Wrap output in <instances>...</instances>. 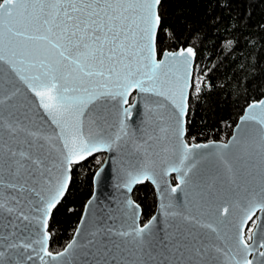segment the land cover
Segmentation results:
<instances>
[{
	"label": "snow or ice",
	"instance_id": "obj_1",
	"mask_svg": "<svg viewBox=\"0 0 264 264\" xmlns=\"http://www.w3.org/2000/svg\"><path fill=\"white\" fill-rule=\"evenodd\" d=\"M160 3L161 0H0V62L7 63L10 70L40 98L48 117L60 129L59 138L64 140L59 165L53 166L59 168V175L55 177L52 169L45 166V160L33 159L30 151L17 153L9 148L6 157L0 153V165H7L10 171L14 170L17 179H23L22 184L10 187L19 186L24 191L25 186L31 183L28 191L37 198L33 206L38 213L30 218L23 211L19 212L20 223L11 225L14 229L13 239L19 242L7 244V249L12 253L10 257L5 258L4 253L0 252V264H25L31 261L33 255L28 254L29 249L38 256L41 264H53L61 258L62 264H208L209 258L218 264L219 257H229L233 249L237 254L246 256L257 248H264V235L260 233L249 235L247 240L252 243H248L223 234L217 226L223 223L222 220L201 223L191 215L185 216L184 220L208 229L215 234V240H206L191 230L177 229L162 234L161 229L154 228L157 219L154 216L142 227L136 226L134 221L126 229L122 227L118 231L100 227L91 233L92 238L86 243L79 244L74 238L62 252L52 253L44 246L47 218L64 197L71 179L67 175L73 163L69 159L73 154L69 147V136H77L79 150L90 154V151L96 150L97 144L111 146L127 135L121 120L119 130L112 137L106 138L102 133L84 136V118L91 105L96 102H117L132 84L140 92L160 89L157 94L166 95L172 102L177 139L182 135V117L188 111L185 88H194L196 94L201 89L198 83H189L186 72L189 55L194 54L192 48L186 50L187 54L183 50L179 54L166 52L164 59H154L158 33L162 27L157 10ZM33 41H43L44 44L34 45ZM33 70H36L35 74L29 75ZM145 80L150 87L144 86ZM46 97L54 103H46ZM249 108L252 112L241 117V120L257 121L261 126L257 154L261 180L264 182V100ZM127 111L124 109L125 113ZM9 128L13 133L26 131L18 122L9 124ZM27 135L34 138L29 148L41 139L38 132H27ZM236 142L234 138L218 147L226 150ZM208 147L207 144H196L189 149L182 141L179 143L180 164L185 167L180 177L181 184L191 183L195 189H199L197 195L201 199L210 194L205 189L209 178L193 172L195 163L185 165L184 162L191 158L195 149ZM79 159H84V156H79ZM234 160L243 170L240 175L232 163L226 162V167L231 181L239 187L243 174L251 177L255 165L252 163V153L236 155ZM29 162L35 166L34 170ZM141 179H153L155 183L154 173L147 165H139L127 172L124 186L131 191V185ZM181 184L171 191L176 193ZM207 188L210 190L211 185H207ZM127 206H132L131 200L127 201ZM259 206L264 209V197ZM0 210H6L9 214L17 211L3 203H0ZM228 211L225 207L224 213ZM31 220H35L45 231L40 239L29 242ZM23 221L29 223L23 224ZM79 233L78 228V236ZM117 237L120 238L119 242ZM221 241L223 247L218 243ZM34 245L41 247L37 250ZM41 252L44 254L41 255ZM77 252L80 253L79 260ZM45 257L51 258L50 261ZM233 260L235 264H264V252H259L252 260H236L232 255L227 264Z\"/></svg>",
	"mask_w": 264,
	"mask_h": 264
},
{
	"label": "water",
	"instance_id": "obj_2",
	"mask_svg": "<svg viewBox=\"0 0 264 264\" xmlns=\"http://www.w3.org/2000/svg\"><path fill=\"white\" fill-rule=\"evenodd\" d=\"M32 43L38 46L44 44L43 41H33ZM188 48L191 47H179L174 51L164 50L159 57L156 51L154 59H164L166 52L179 54L183 50L187 54ZM193 53V55H189L186 67L190 84L192 83L195 62L194 50ZM35 71L33 70L28 74L33 75ZM161 78L163 79V77ZM144 86L150 87L147 80H145ZM190 89L191 87L185 88V94L188 95V98ZM40 90L43 91V89ZM157 91L140 92L132 84L125 91L123 98H118L117 102H96L90 106V110L84 118V136L102 133L106 138L112 137L119 130L120 121H123L127 135L111 146L97 144L96 150L86 154L79 150V138L75 135L69 136V147L73 150L69 159L73 163L67 172L68 176L71 177L72 165L78 164L96 153H104V158L93 174L92 192L83 206L72 237L58 252H62L74 238L79 244L86 243L92 238L91 233L100 227L113 228L118 231L122 227L126 229L133 221L136 226L142 227L154 216L157 217L154 228L161 229L162 234L177 229L181 231L191 230L199 233L206 240H215V234L208 229L184 220L185 216L191 215L197 217L201 223H213L222 220L223 223L217 226L223 234L230 238L238 237L243 240L247 225L255 217L256 222L251 234L260 233L264 235V209L259 206L261 198L264 197V191H262L264 182L261 180L260 158L257 154L261 126L257 121L241 120V117H246L252 112L249 106L258 104L260 100H264V96L245 106L232 128L231 134L225 141L212 140L188 143L185 139L187 114L182 117L183 131L178 140L174 131L175 119L172 102L166 95H158ZM13 93L15 94L13 95ZM131 96L132 100H130ZM0 101H2L0 103V153L6 157L9 148L17 153L30 151L33 159L45 160V166L52 169L53 177L59 175V168L53 166L59 165L61 151L64 150V140L59 138L60 129L52 123L35 92L29 89L4 62H0ZM45 102L54 103V101H49L47 97ZM124 109H128V111L125 113ZM256 112H259V108L256 109ZM17 122L26 131L13 133L9 124L14 125ZM27 132H38L41 136L39 143L34 144L31 148H29V143L34 138L28 136ZM43 137L50 139H43ZM234 138L237 142L233 143L229 149L222 150L218 147L228 144ZM180 141L189 149L196 144L209 145L208 148L195 149L191 158L184 162L185 165L195 163L196 167L193 172L209 178L205 189L210 191V194H206L203 199L197 195L199 189H195L191 183L188 185L181 184L180 177L183 175L185 167L180 164ZM248 153H252V163L255 167L252 169L251 177L246 173L243 174L238 187L237 183L231 181L226 162L232 163L234 170L240 175L243 170L235 162L234 157ZM81 155L84 156L82 160L79 159ZM17 159L20 157L17 156ZM139 165H147L152 170L155 183L153 179H141L132 184L131 191H129L124 186L126 173ZM29 166L34 170L35 166L31 165L30 162ZM13 172L14 170L10 171L7 165H0V203L6 207L17 209L12 214L7 213L6 210H0V252L4 253L5 258L12 255L11 251L7 249V244L19 242L18 239H13L14 229L11 227L12 224L20 223L19 212L23 211L30 218L38 215L33 206L37 198L34 193L28 191L32 187L31 183L29 182L25 186L24 191H21L19 186L10 187L13 184L23 183V179H17ZM144 182L152 185L156 204L153 214L141 224V207L133 199L132 191L136 185ZM178 184H181V188L173 193L171 189ZM207 185H211L210 190H208ZM17 200L19 204H17ZM128 200L132 201L131 207L127 206ZM89 201H91L90 205ZM225 207L229 209L227 213H224ZM49 218L50 216L47 218V225ZM82 219L84 220L83 224H81ZM22 223L28 224L29 222L23 221ZM78 228L80 229L79 236L77 235ZM44 231L35 220H31L29 242L40 239ZM46 232L47 239L44 241V246L50 251L48 248L50 240L48 226ZM116 239L119 242L120 238L117 237ZM218 243L220 246H224L222 241ZM34 247L39 250L41 246L34 245ZM261 249L264 252V248ZM28 254L33 255V259L26 261L25 264H41L38 256L32 253L31 249H29ZM40 254L43 255L44 253L41 252ZM79 256L80 253L77 252L78 260ZM235 258L236 260L248 259V255L238 254L235 255ZM45 259L50 261L51 258L45 257ZM62 260L63 258L53 262V264H62ZM228 260L229 257L220 256L218 264H227ZM208 264H214V262L209 258ZM231 264H235V260Z\"/></svg>",
	"mask_w": 264,
	"mask_h": 264
},
{
	"label": "trees",
	"instance_id": "obj_3",
	"mask_svg": "<svg viewBox=\"0 0 264 264\" xmlns=\"http://www.w3.org/2000/svg\"><path fill=\"white\" fill-rule=\"evenodd\" d=\"M158 12V57L186 46L195 52L192 83L201 90L190 89L186 141H225L245 106L264 96V0H161ZM103 158L96 153L72 165L68 188L48 221L51 252L71 239ZM132 197L143 224L155 210L154 189L138 184Z\"/></svg>",
	"mask_w": 264,
	"mask_h": 264
},
{
	"label": "flooded vegetation",
	"instance_id": "obj_4",
	"mask_svg": "<svg viewBox=\"0 0 264 264\" xmlns=\"http://www.w3.org/2000/svg\"><path fill=\"white\" fill-rule=\"evenodd\" d=\"M255 222H256V218L254 217L250 221V223L247 225V227H246V229L244 231L243 237H244V240L247 241L248 243H252V241H248L247 238H248L249 235H251V233L249 232V229H251V230L253 229ZM259 252H262V249L261 248H258L255 252H251V253L247 254L248 255V260H251V258H254V257L258 256V253ZM232 255H238L236 253V250H232V252L229 254V258Z\"/></svg>",
	"mask_w": 264,
	"mask_h": 264
}]
</instances>
